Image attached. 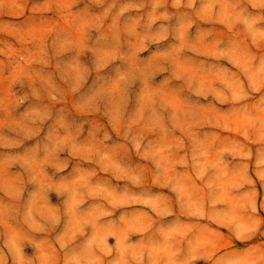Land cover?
<instances>
[{
  "label": "clouds",
  "instance_id": "clouds-1",
  "mask_svg": "<svg viewBox=\"0 0 264 264\" xmlns=\"http://www.w3.org/2000/svg\"><path fill=\"white\" fill-rule=\"evenodd\" d=\"M198 23L211 27L192 35ZM0 33V164L17 169L0 173V264H264V0H0ZM233 114L244 156L221 151L223 121L207 118ZM194 141L201 160L221 161L203 177ZM190 199L204 216H188ZM220 209L209 232H175L171 255L152 246Z\"/></svg>",
  "mask_w": 264,
  "mask_h": 264
},
{
  "label": "rangeland",
  "instance_id": "rangeland-1",
  "mask_svg": "<svg viewBox=\"0 0 264 264\" xmlns=\"http://www.w3.org/2000/svg\"><path fill=\"white\" fill-rule=\"evenodd\" d=\"M144 11H147V9H144ZM133 15H135V13H133ZM173 23H175V21H173ZM198 27H203V28H207V27H211L210 25H204V24H197L194 25L192 30H191V34L195 35L196 30ZM217 32L221 33V34H225L223 33V29L217 25ZM0 38H3V34L0 33ZM175 43V41L172 39V37H169V39L165 42H163L161 45L157 46V45H153L149 48L148 52L143 53L142 54V58L147 57L148 55L151 54L152 51H155L157 49V47L163 49L168 47L170 44ZM253 51H255V49H253ZM4 57L0 56V60H3ZM90 59V58H89ZM237 62L239 61V57H235L234 58ZM117 64H119V62H117ZM117 65H112L109 69H107L105 71V73L103 75L105 76H111L114 75V69ZM228 67L232 68V71L234 73L237 72V69L232 67V65H228ZM4 75H7V72L4 73ZM255 74H252L249 76V82H251L254 79ZM163 77H157L156 82H159V80H161ZM95 79V77L90 79V83L92 82V80ZM138 87V86H137ZM8 93V82L7 80H0V97L6 96ZM227 107V106H225ZM23 110V108L21 109V111ZM209 120H215L217 125H219L221 123V121H223V127L222 128H217V131L219 132V137L225 141H227V143L225 144V146L221 149L222 152H231L234 155H241L244 156L246 155V153L243 151V145L238 143V134H239V129L237 127V125L239 124L240 120L242 117L238 116V115H231V116H221V115H216V116H209L207 117ZM47 130V125H45V131ZM242 135L247 136V132H244ZM43 137V133L41 134V138ZM114 139L115 136H114ZM35 143V141H28L25 143L24 147H30L31 145H33ZM200 146L197 142L194 141L193 143V155H192V159H193V168L197 170V176L199 177H203L205 175V173L208 171V167L210 165L212 166H219L220 164V160H209V159H204L201 160L200 157H207L208 153L207 152H201L199 150ZM14 151H23V149H16ZM161 151H163V149H161ZM135 159V157H134ZM75 163V162H73ZM150 167V166H149ZM256 176L260 177V178H264V154H259L257 156V160H256ZM17 169L15 168H11L9 169L6 165L0 164V173H4L7 174L8 176H13L16 173ZM67 171H71V165L69 167V169ZM65 175L67 174L64 173ZM113 183H117L115 181H113ZM120 187H123V182L119 183ZM259 187V185H257ZM173 187L175 188L176 192L179 194V196L181 198L185 197L186 195L191 196L192 193L189 192V190L186 188L185 184L183 182H181L179 179L176 181V183L173 185ZM65 190H70L68 188V186H64ZM29 190H31V186H29ZM138 191V190H137ZM153 192H159V191H164L168 197L171 198L172 203L175 204L176 198L174 196H172V193L168 192L167 189H158V188H153L152 189ZM257 192H251V193H244L243 198L247 199L250 204L254 207L256 202H257ZM259 197L260 198H264V189H261L259 191ZM0 199H4L7 200L8 197H6L4 195V193L2 191H0ZM51 199L53 203H61V200L59 198L56 197V195L53 193L51 194ZM155 206L157 209H159L162 212H167L170 211L171 208L169 206V203L167 200L165 201H160V200H156L155 201ZM235 206V204L233 205ZM133 209H127V211H132ZM120 211H125V209H121L116 213V216H119ZM187 213L189 217H196V216H204L205 215V211L203 209V207L195 200V199H190L188 204H187ZM262 215H264V213H262ZM228 216V210L227 209H220L219 211L215 212L210 219L216 221V223H208L207 221H201L199 223H197L195 220H188V222L184 223V224H178L176 225L174 228H167V229H162V237H163V241L162 243H156L153 244L152 246L154 248L157 249V251H160L161 249H163L165 252H168V245L167 242L169 239L172 238V236L174 235L175 232H192L194 230H201L202 232H209L211 229L216 228V224L219 223L222 219L226 218ZM174 217H169L167 218V220L165 221H158V223L160 224H167L168 222H170L171 220H173ZM137 224L140 226H143L144 221L142 218H138L137 219ZM133 240H136L137 242H140V238L138 236H133ZM197 241L199 242V238H197ZM255 242V241H254ZM110 244H114L115 240L114 239H110L109 240ZM151 243V242H150ZM237 247H245L246 245H240L239 243H237L236 245ZM225 247H227V245H225ZM184 249V245H181V250L183 252ZM25 251L28 253L29 256H31L32 254V249L31 248H26ZM256 249H249L248 254L249 255H253L255 253ZM169 255L170 252H168ZM216 255H219V253L217 252ZM9 264H11V262H9ZM197 264H206L205 261L201 260V261H197ZM218 264H227L226 261H224L223 259L221 261L218 262Z\"/></svg>",
  "mask_w": 264,
  "mask_h": 264
}]
</instances>
